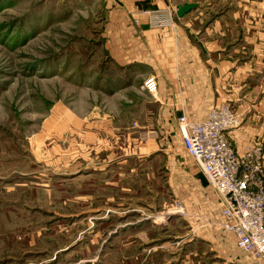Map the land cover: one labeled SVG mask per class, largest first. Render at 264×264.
I'll return each instance as SVG.
<instances>
[{
  "label": "rangeland",
  "instance_id": "374dc122",
  "mask_svg": "<svg viewBox=\"0 0 264 264\" xmlns=\"http://www.w3.org/2000/svg\"><path fill=\"white\" fill-rule=\"evenodd\" d=\"M105 6L0 0V264H87L98 253L99 264L114 263L122 237H109L119 224L104 217L137 199L143 216L172 217L142 229L202 228L200 176L182 143L172 165L138 155L154 144L141 105L150 103L144 86L154 75L130 71L108 51ZM123 78L134 89H118Z\"/></svg>",
  "mask_w": 264,
  "mask_h": 264
},
{
  "label": "crops",
  "instance_id": "0c3cea01",
  "mask_svg": "<svg viewBox=\"0 0 264 264\" xmlns=\"http://www.w3.org/2000/svg\"><path fill=\"white\" fill-rule=\"evenodd\" d=\"M104 3L103 30L108 51L121 66L132 67L130 71L142 73L144 78L154 75L157 80V92L149 95L150 103L141 104L149 109L147 125L153 127L143 134L154 144L149 145L148 152L135 154L149 159L161 156L174 164L173 159L179 158V153L173 146L182 143L181 115L191 121H203L212 107L222 102L230 103L244 116L242 127L229 133L236 150L244 153L250 144L264 146V0H104ZM186 4L195 7L179 16L178 7ZM167 7L176 9L174 26L149 27L148 17L142 12ZM117 83L123 91L134 89L128 80ZM139 114L140 119H145L143 110ZM176 164L188 170L186 161ZM195 164L200 176L196 185L202 191L196 218L203 223L202 228L198 224L191 225L190 230L187 225L181 231L142 229L143 222L158 225L161 221L168 225L172 217L150 219L134 206L141 205V200H132L128 209L131 213L127 210L113 215L111 211L104 217L107 222L117 218L119 224L109 237H122L117 245L116 262L111 264H261L240 250L236 236L224 229V198ZM166 168L171 175L172 167ZM99 172L102 170L95 173ZM59 253H55L52 261L59 258ZM101 258L98 253L86 261L99 264Z\"/></svg>",
  "mask_w": 264,
  "mask_h": 264
},
{
  "label": "built area",
  "instance_id": "2783aa9c",
  "mask_svg": "<svg viewBox=\"0 0 264 264\" xmlns=\"http://www.w3.org/2000/svg\"><path fill=\"white\" fill-rule=\"evenodd\" d=\"M153 27L175 24L170 8L145 12ZM144 88L152 95L157 81ZM244 124V116L228 102L215 104L203 121L179 118L182 144L210 184L223 196V227L236 236L237 246L258 263H264V146L250 144L244 153L233 146L229 133Z\"/></svg>",
  "mask_w": 264,
  "mask_h": 264
},
{
  "label": "water",
  "instance_id": "95a60500",
  "mask_svg": "<svg viewBox=\"0 0 264 264\" xmlns=\"http://www.w3.org/2000/svg\"><path fill=\"white\" fill-rule=\"evenodd\" d=\"M194 7H195L194 4H186V5L179 6L178 7V15L183 16Z\"/></svg>",
  "mask_w": 264,
  "mask_h": 264
}]
</instances>
